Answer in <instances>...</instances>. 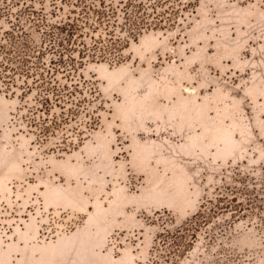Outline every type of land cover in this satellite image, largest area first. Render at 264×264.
Listing matches in <instances>:
<instances>
[{"label":"rangeland","instance_id":"obj_1","mask_svg":"<svg viewBox=\"0 0 264 264\" xmlns=\"http://www.w3.org/2000/svg\"><path fill=\"white\" fill-rule=\"evenodd\" d=\"M192 3L58 96L48 54L0 68V264H264V0ZM68 10L0 0V45L31 55Z\"/></svg>","mask_w":264,"mask_h":264},{"label":"trees","instance_id":"obj_2","mask_svg":"<svg viewBox=\"0 0 264 264\" xmlns=\"http://www.w3.org/2000/svg\"><path fill=\"white\" fill-rule=\"evenodd\" d=\"M60 2L69 6L68 13L59 21L53 23L45 21L41 29L39 46L31 51V55L29 50L27 52L26 44L22 43L21 46L14 44V36L11 33L9 34L11 45H0V51L7 57L6 62H0V68L13 72L18 69L25 73L26 77L30 75L27 68L29 59L33 57L36 60L34 62L36 70L45 71L42 67L45 65L42 58L45 54L51 56L49 68L46 70V74L51 76L44 78V74L35 73L37 76L33 78L35 86L44 95L58 96L54 72L61 70L67 74L71 73L70 70L75 71L86 58L116 61L121 48L127 45L130 39L135 40L146 30L176 24L183 12L193 5L192 0H138L117 6L109 0H60ZM12 52L19 59L18 68L12 67ZM63 89L67 87L64 86ZM41 105L48 108L51 104L45 98ZM198 218L200 215L195 219ZM196 224L191 220L174 233L166 231V238L171 240L173 245L179 246L178 243Z\"/></svg>","mask_w":264,"mask_h":264}]
</instances>
